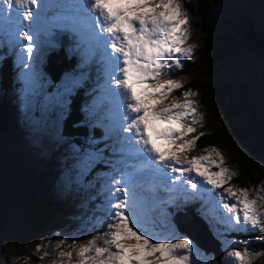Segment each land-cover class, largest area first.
I'll return each mask as SVG.
<instances>
[{
	"label": "rangeland",
	"instance_id": "obj_1",
	"mask_svg": "<svg viewBox=\"0 0 264 264\" xmlns=\"http://www.w3.org/2000/svg\"><path fill=\"white\" fill-rule=\"evenodd\" d=\"M189 1L206 4L210 2V0ZM215 1L220 18L235 21L241 16L249 17L246 19L251 23L252 31L260 30L264 35V0ZM177 2L186 11L181 1L177 0ZM50 11L47 10L46 13ZM54 11L50 13L55 16L57 12ZM186 13L191 29L188 44L195 47V52L191 59L181 58L183 68L174 67L170 76L172 79L180 80L185 86L191 81L193 84L197 81L196 78L191 79L194 77L202 45V32L193 24L191 15L187 11ZM48 14H46V22L40 25L41 35L36 41L37 47L34 49L33 59L27 61L31 67H24L20 62L19 56L24 46L13 47V43L11 45L7 40L0 38V51L2 47L9 50L14 59V68L18 75L16 78L21 84L16 91L10 89L8 93H3L0 90V106L3 103L8 107V110L2 111L9 115L5 129L0 134V264H80V258L77 255L79 248L75 250L74 243H78L79 246L87 244L93 236L106 230L102 221L106 219L109 211L108 187L112 179L119 178L122 173L130 174L134 181L133 187L139 201L136 212L141 227L170 239L185 237L191 239L194 245L191 254L192 264H232L233 258L228 257L227 252L234 248L242 251L244 245L235 243L242 240L249 241L250 251L264 252V240L259 239L264 233L258 230H237L235 225L229 223L230 214L219 206L220 201L216 195L222 189L211 192L206 191L205 186H201L197 190L189 191L190 186L183 180L172 182L176 180L177 174L166 169L154 171L146 168L144 161L138 160V157L129 156L126 151H121L122 148L127 147L122 140L125 133L123 134L121 130L119 134L121 137L118 136L115 138V143L110 144L113 155H111L112 159L107 161H99L100 157L97 154H90L85 148L62 136L61 121L66 112L67 97L78 91L86 81L87 85L89 83L87 91L90 96L84 98V106L93 108L104 115L105 118L102 121L107 134L113 135L115 126L114 117L108 115L109 110L119 109V107L118 103H114L109 96V77L100 79L107 75L108 63L104 58L105 53L90 40L87 29L86 33L89 37H85L84 43H79L76 38L77 44L74 50L78 53L67 46L70 45L69 42L66 44L70 38L68 36L65 37L64 46L68 57L79 56L80 64L86 65L87 68H95L88 64L98 58L100 65L97 76L94 81L90 79V73L86 75L83 73L82 78L76 72H65L61 77L63 63L60 62L61 66L58 67L61 54L55 52L58 44L56 39L53 40L54 36H61V32L53 30L50 35L47 25ZM247 20L244 29L251 30ZM50 38L51 45L55 47L50 46L52 50L49 53L44 50V46ZM248 38L259 39L255 33ZM52 56L56 58L52 59L49 76L45 67L46 61ZM3 57L6 59L5 54L0 52V62ZM225 62V66L221 67L224 71L221 74L218 73V77L228 82L234 90L239 87V83H244L247 87L244 99L249 102V105L242 112L244 121L249 117L254 118L255 124L264 121V55L257 57L250 51L247 53L246 50L245 57L240 60L232 59L230 63ZM172 96L175 95L172 94ZM95 117L91 115L94 122L97 121ZM212 123L209 116L204 114L203 126L196 125V128H199L196 134L207 132L212 128ZM1 128L3 129V126L0 124ZM221 152L225 157L224 166L237 173L229 182L234 189L258 188L261 182H264V168L257 171L256 180L249 176L244 178L241 175L243 171L238 168L236 161L239 154L234 151ZM201 154L207 155L206 152L198 151L196 148L188 153L189 157ZM86 155L92 157L87 168L82 163ZM97 162L98 166L95 169L97 176H94L91 183L97 182L98 200L92 207L96 208V211H104H99L94 221L87 219L85 217L87 213L84 211L80 212L82 205L79 203L81 200L79 188L85 173ZM217 170L212 169V171ZM251 198H257L256 194L252 193ZM195 200L199 205V210L195 212L199 216L193 212L185 213L188 210L184 205H192ZM259 202L262 205L261 211H264V200ZM200 212L209 221L210 226L207 223L208 226L218 237L217 240L224 251L222 256L219 247L215 258V254L210 250L195 244L193 238L177 229V220L173 221V216L180 213L177 222L192 228L191 234L194 237L205 238L196 230L201 228L210 239L215 241L206 224L202 222ZM182 215H190V217H181ZM87 227H93L94 232L89 239L85 235ZM241 232H245L246 235ZM53 238L56 239L54 243H52ZM83 238L86 241L80 244ZM61 240L67 242L57 247ZM97 243L102 245L103 240ZM38 245H43L42 250H36ZM19 251L26 255L25 259L20 260L21 254L17 253ZM46 252L49 253L48 256H45ZM59 252H72L73 255L71 259L67 256L59 257ZM29 255H32L34 259L30 260ZM41 257L44 258L41 259ZM252 260L253 264H264V255H254Z\"/></svg>",
	"mask_w": 264,
	"mask_h": 264
},
{
	"label": "snow or ice",
	"instance_id": "obj_2",
	"mask_svg": "<svg viewBox=\"0 0 264 264\" xmlns=\"http://www.w3.org/2000/svg\"><path fill=\"white\" fill-rule=\"evenodd\" d=\"M48 7L46 0H0V36L7 27L10 42H27L19 56L24 67H31L27 61L33 59ZM56 7L60 11L48 24L49 32L59 30L84 43L86 28L90 40L105 53L109 87L114 86L113 94L122 101L121 120L126 121L120 130L129 134L122 137L127 147L121 151L141 158L146 168L177 174L173 183L183 180L193 190L201 186L211 192L222 189L216 195L219 206L230 214L229 223L237 230L264 233V211L259 202L264 200V182L258 188L234 189L229 182L237 173L224 166L225 157L219 149L205 148L207 155H188L204 135L196 134V125L203 126L204 114L194 99L197 92L189 89L181 98L172 96L184 85L170 78L171 70L182 69L181 58L191 59L195 52L188 44L189 17L177 0H79L60 2ZM91 159L85 156V168ZM133 185L130 174L112 179L109 211L102 221L106 230L79 246L80 264H192L191 239H170L141 227ZM252 193L257 198H251ZM259 239L264 240V235ZM99 240H103L102 245ZM66 242L59 241L57 247ZM235 243L244 248L227 252L232 264H253L254 255H264L250 251L247 240ZM42 248L38 245L36 250ZM72 255L59 252V257L71 259Z\"/></svg>",
	"mask_w": 264,
	"mask_h": 264
},
{
	"label": "trees",
	"instance_id": "obj_3",
	"mask_svg": "<svg viewBox=\"0 0 264 264\" xmlns=\"http://www.w3.org/2000/svg\"><path fill=\"white\" fill-rule=\"evenodd\" d=\"M180 1L186 11L191 15L193 24L202 32V45L198 64L195 67L194 77L191 79L196 78L197 81L194 84L191 81L186 86L184 84L182 89L176 90L172 94L177 98H181L182 92L185 89L189 90V87H191L192 91H196L199 94L197 96L198 98L194 97L199 104L198 111L207 114L213 122L211 125L212 128L205 132L197 141L196 149L203 151L201 149L218 147L221 151L228 153L232 151L237 152L239 155L236 161L238 168L243 171L241 173L242 177L249 176L253 180H256L257 171L260 168H264V121L255 124L253 117H249L244 121L242 112L249 105V102L244 99V93L247 87L244 83H239V87L234 90L228 82L226 83L218 77V73L221 74L224 71L221 67L225 66V61L230 63L232 59L240 60L245 57L246 50L247 53L250 51L248 44L237 32V25H240L249 17L241 16L235 21L220 18L215 0H210L207 4L192 3L189 0ZM64 42L65 38L61 42V50L58 52L66 56L62 72H76V74L82 77L85 70L82 64H80L78 56L71 55L68 57L64 53ZM66 44H68V41ZM252 54L257 57L264 55H257L253 52ZM5 57L6 59L3 57L0 62V90L3 93H8L10 89L16 91L20 88L21 84L18 83L16 78L17 73L14 68L12 56L5 54ZM46 71L47 75L50 76L48 65ZM89 73L92 74L91 78L96 76L93 71H86L84 75ZM84 84L81 85L82 87L80 86L81 88L78 91L67 97L66 112L61 121V134L66 140L75 142L76 145L85 148L90 154H97L100 157L99 161H107L112 158V148L106 146L108 144V138L103 140L100 123L92 120L90 116L92 113L91 110L88 106H84V98L90 96L87 91L89 83L87 85L86 81ZM2 110H8V107L3 103L0 106V124L3 126V129H0V134L5 129L9 116ZM103 132L105 131L103 130ZM102 141L104 142L102 143ZM96 166H98V162L96 164L94 163L91 170L85 173L83 183L79 188L81 193L79 203L82 205L80 212L84 211L87 213L85 217L94 221L95 216L99 215V211H104H96V208L92 207L95 205L96 200H98L97 182L91 183L94 176H97L95 173ZM184 206L187 210L194 208V204L189 206L185 204ZM89 215L91 217H88ZM203 220H205V217ZM93 227H87L85 230V235L88 236V239L93 236ZM241 233L246 235L245 232ZM85 241L83 238L80 244L85 243ZM54 242H56L55 238L52 239V243ZM74 244V249H78L79 244ZM17 253L21 254L20 260L25 259L26 255L24 253L21 251ZM29 258L30 260L34 259L32 255H29Z\"/></svg>",
	"mask_w": 264,
	"mask_h": 264
},
{
	"label": "bare ground",
	"instance_id": "obj_4",
	"mask_svg": "<svg viewBox=\"0 0 264 264\" xmlns=\"http://www.w3.org/2000/svg\"><path fill=\"white\" fill-rule=\"evenodd\" d=\"M57 2H62V0H56ZM63 2H67L66 0H63ZM48 20H47V25L48 24H50L51 23V21H52V19L55 17L53 14H51V13H49L48 15ZM86 29V28H85ZM49 32V31H48ZM50 33V32H49ZM50 35H51V33H50ZM89 37V36H88ZM70 39V38H69ZM78 40V39H77ZM85 40H86V38H85ZM51 38L48 40V43L44 46V50H46V51H48L49 53H50V51L52 50V48L50 47L51 46ZM90 44V43H89ZM67 46H69L70 47V45H67ZM90 48H91V46H90ZM71 53V52H70ZM61 56V58L59 59V62H58V67L59 66H61L60 65V62H62L63 63V65H62V68H64L63 66L65 65V56H64V54H61L60 55ZM53 57L54 58H56L55 56H52V57H50L47 61H46V63H48V64H46V63H44V65L46 64V67H45V69L47 68V65H48V67H49V69L52 67V59H53ZM79 57V56H78ZM78 61V60H77ZM54 68V67H53ZM62 68H61V72H62ZM51 72L53 73V71L51 70ZM92 75V74H91ZM96 77V76H95ZM94 77V78H95ZM94 78H91L92 79V81H94ZM180 213H178V214H176V216H175V219L178 221L179 220V218H180V215H179ZM181 217H190V215H182ZM175 219H174V221H175ZM176 221V223H177V229L179 228L180 229V231H182V232H184L186 235H188V237H190V238H193L194 239V241H195V244H197L198 246H200V247H202L203 249H205V250H210V252L211 253H213V254H215V258L217 257V254H218V244L215 242V241H213L212 239H210V237H208L205 233H204V231L201 229H199V228H197L196 230L198 231V233L199 234H201V235H203V236H205V238H201V237H198V238H196V237H194L191 233L193 232V230H192V228H189V227H185V226H182V225H180L178 222ZM216 244V246H215V244Z\"/></svg>",
	"mask_w": 264,
	"mask_h": 264
},
{
	"label": "water",
	"instance_id": "obj_5",
	"mask_svg": "<svg viewBox=\"0 0 264 264\" xmlns=\"http://www.w3.org/2000/svg\"><path fill=\"white\" fill-rule=\"evenodd\" d=\"M242 24L244 25L242 26ZM245 24H246V20H244L240 25H237V28H238L237 32L240 34L241 38L248 44L250 51H252L253 53L257 55H263L264 54V36L262 35V31L260 30L256 32L251 31L253 30V28L250 22H249L248 27L251 28V30H245L244 29ZM254 33L258 35L259 37L258 40L248 38V36H251Z\"/></svg>",
	"mask_w": 264,
	"mask_h": 264
}]
</instances>
